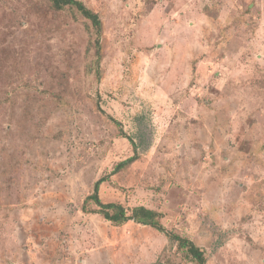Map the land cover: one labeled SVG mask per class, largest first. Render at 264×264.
I'll return each mask as SVG.
<instances>
[{
  "label": "rangeland",
  "instance_id": "rangeland-1",
  "mask_svg": "<svg viewBox=\"0 0 264 264\" xmlns=\"http://www.w3.org/2000/svg\"><path fill=\"white\" fill-rule=\"evenodd\" d=\"M80 1L100 35L0 0V264H197L91 211L102 177V201L162 212L206 264H264V0Z\"/></svg>",
  "mask_w": 264,
  "mask_h": 264
},
{
  "label": "trees",
  "instance_id": "trees-1",
  "mask_svg": "<svg viewBox=\"0 0 264 264\" xmlns=\"http://www.w3.org/2000/svg\"><path fill=\"white\" fill-rule=\"evenodd\" d=\"M53 9L55 11H61L66 8H70L79 12L83 17H86L88 20L91 21L92 26L95 28L98 35L102 32V20L100 15L93 11L92 9L88 8L85 3L80 0H49ZM97 41L93 44L96 47V53L99 55L101 51V43L99 37L96 39ZM99 76V74H98ZM139 158L137 151L135 154L128 159L120 162L116 170L122 169L133 161ZM106 177L100 178L95 183V192L91 194L89 197L85 199L87 200L92 199L98 207L92 209L91 211L101 213L106 219L116 223L122 224L127 220H134L137 223H141L144 225L151 226L163 233L168 237L171 243H176L179 249H187L188 254L192 256L197 264H206L207 259L204 253V250L198 247L192 240L188 239L187 237H183L177 233L167 230V228L162 223L163 213L156 210L151 209L146 206H137L134 207L129 214L127 208L123 206L121 203L116 202H104L102 201L99 195V189L101 183L105 180ZM87 210H90L86 205L84 207ZM155 264H168L165 261H156Z\"/></svg>",
  "mask_w": 264,
  "mask_h": 264
}]
</instances>
